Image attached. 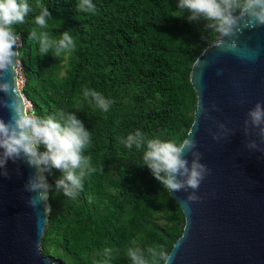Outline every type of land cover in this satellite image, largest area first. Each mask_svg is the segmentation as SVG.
I'll return each mask as SVG.
<instances>
[{"label": "trees", "instance_id": "obj_1", "mask_svg": "<svg viewBox=\"0 0 264 264\" xmlns=\"http://www.w3.org/2000/svg\"><path fill=\"white\" fill-rule=\"evenodd\" d=\"M28 2L33 11L14 25L22 44V94L39 116L75 113L91 132L84 154L97 169L75 199L56 192L57 170L46 174L53 189L42 254L56 264H98L97 253L111 247V264H131L125 253L133 245L159 244L170 252L182 233L183 213L143 166L142 150L120 141L136 130L149 138H187L196 109L192 66L218 34L203 20L188 22L178 0H92L96 15L77 13L78 0ZM38 3L52 16L44 30L54 38L72 31L73 52L42 57L28 40ZM85 88L113 101L109 111L90 104Z\"/></svg>", "mask_w": 264, "mask_h": 264}, {"label": "water", "instance_id": "obj_2", "mask_svg": "<svg viewBox=\"0 0 264 264\" xmlns=\"http://www.w3.org/2000/svg\"><path fill=\"white\" fill-rule=\"evenodd\" d=\"M240 25L241 32L225 38L237 42L238 52L217 48L218 34L192 66L196 109L189 131L210 174L196 192L199 202L185 205L191 189L169 191L184 217L172 264H264V142L256 129L244 131L248 111L264 103V26H247L246 19ZM0 118L8 120L7 109L0 108ZM219 124L227 132L217 141L212 134ZM250 140L257 150L246 147ZM6 171L0 174V264H56L40 249L48 212L27 203L34 194L25 185L35 170L19 160L8 161Z\"/></svg>", "mask_w": 264, "mask_h": 264}, {"label": "clouds", "instance_id": "obj_3", "mask_svg": "<svg viewBox=\"0 0 264 264\" xmlns=\"http://www.w3.org/2000/svg\"><path fill=\"white\" fill-rule=\"evenodd\" d=\"M39 13L35 16L28 32V40L35 41L41 56L53 52L59 58L62 54L71 53L76 49V39L71 30H64L58 38L48 31V20L51 18L49 7L38 3L35 6ZM177 7L187 10L188 22L205 21L204 28L219 34L216 47L232 52H238V44L231 38L241 32V20L246 19L250 27L264 26V0H178ZM33 11L28 0H0V108L7 109L9 118H0V172L7 175L8 161L15 163L22 160L35 171L29 177L25 190L33 193L27 203L33 209L43 204V213L51 211L48 204L49 193L53 186L48 183L47 175L53 169L61 175L55 181L56 192H62L65 197L75 199L83 190V181L87 176L97 171L93 166L92 156L85 155L91 144V132L85 128L83 121L72 112L58 110L55 115L39 116L33 110L29 112L24 99L17 91L16 79L18 67L21 69L22 52L14 49L22 47L21 37L15 31L14 25L24 24L26 17ZM77 13L97 14L96 5L92 0H78ZM62 24V22H60ZM254 60L255 55L248 57ZM11 74V80L8 79ZM23 95V94H22ZM83 96L103 112H108L113 101L95 90L85 88ZM215 110V105H213ZM201 111H206L201 109ZM220 132L213 133V139L219 140L227 132L224 124L218 125ZM250 129H256L257 135L264 142V103L257 102L247 113L244 121L245 135ZM126 148L142 150V164L148 168L153 177L171 193L188 191L185 205L199 202L196 192L201 182L210 174V169L201 161V153L195 151L197 142L193 131L187 138L162 140L159 137L149 138L140 130L127 135L120 141ZM249 150H257L255 140L247 142ZM191 154V161L187 154ZM37 227H40L38 217ZM115 249L104 247L97 255L101 257L98 264H111ZM126 256L131 264H172V252L162 245L154 244L142 249L130 246Z\"/></svg>", "mask_w": 264, "mask_h": 264}, {"label": "built area", "instance_id": "obj_4", "mask_svg": "<svg viewBox=\"0 0 264 264\" xmlns=\"http://www.w3.org/2000/svg\"><path fill=\"white\" fill-rule=\"evenodd\" d=\"M20 65H21V62H20ZM24 82L25 81H24L23 71H22V66H21V69H19V67H18V75H17V79H16L17 88L19 89V92H21V93H22V88L24 86ZM24 104H25L26 108L29 110V112L33 111L31 103L29 101H27L25 97H24Z\"/></svg>", "mask_w": 264, "mask_h": 264}, {"label": "rangeland", "instance_id": "obj_5", "mask_svg": "<svg viewBox=\"0 0 264 264\" xmlns=\"http://www.w3.org/2000/svg\"><path fill=\"white\" fill-rule=\"evenodd\" d=\"M19 91V89H17Z\"/></svg>", "mask_w": 264, "mask_h": 264}]
</instances>
